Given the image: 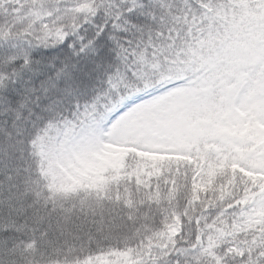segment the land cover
Returning a JSON list of instances; mask_svg holds the SVG:
<instances>
[{"label": "snow or ice", "instance_id": "1", "mask_svg": "<svg viewBox=\"0 0 264 264\" xmlns=\"http://www.w3.org/2000/svg\"><path fill=\"white\" fill-rule=\"evenodd\" d=\"M0 264H264V0H0Z\"/></svg>", "mask_w": 264, "mask_h": 264}]
</instances>
